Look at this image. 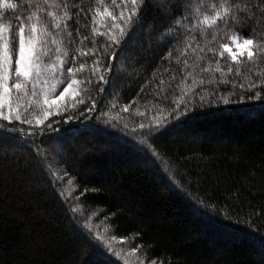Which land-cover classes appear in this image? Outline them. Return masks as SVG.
I'll return each instance as SVG.
<instances>
[{
  "label": "trees",
  "instance_id": "trees-1",
  "mask_svg": "<svg viewBox=\"0 0 264 264\" xmlns=\"http://www.w3.org/2000/svg\"><path fill=\"white\" fill-rule=\"evenodd\" d=\"M12 2L17 8H0V22L15 24L22 13L26 18L35 11L28 6L33 0ZM74 2L84 9L78 17L80 32H73L71 44L62 34L49 39L55 40L54 53L59 48L86 67L73 77L78 81L74 97L64 99L51 122L79 116L96 100L97 116L103 113L109 123L122 131L126 125L130 132L141 123L154 124L178 105L191 107V100L208 98L214 90L213 99L222 95L230 102L221 100L197 120L165 134L154 148L159 167L95 126V119L91 127L75 121L60 125L78 129L61 136L63 159L39 139L34 145H0V264H80L86 245L81 229L96 239L95 230L103 228L153 264H264V108L259 102H234L243 94L239 83L264 80V55L252 62L246 55L219 60L225 71L232 67L234 87L220 82L224 77L215 72L216 58L200 51L213 47L218 57L220 46L234 35L264 39V0H251L258 3L252 10L246 7L250 0H238L248 16L255 12L243 28L225 31L223 22L203 24L193 30L194 38L166 46L151 38L149 30L161 20L150 5L129 51L122 54L124 77L132 79H117L103 95L90 75L99 58V53L91 55L92 39L103 45L106 38L97 33L108 31L111 16L125 9L122 0ZM105 9L111 15L105 16ZM77 48L86 55L81 57ZM137 59L139 64L132 65ZM35 158L50 172L40 174ZM68 213L78 227L69 225ZM96 259L97 264H125L108 253Z\"/></svg>",
  "mask_w": 264,
  "mask_h": 264
},
{
  "label": "snow or ice",
  "instance_id": "snow-or-ice-1",
  "mask_svg": "<svg viewBox=\"0 0 264 264\" xmlns=\"http://www.w3.org/2000/svg\"><path fill=\"white\" fill-rule=\"evenodd\" d=\"M150 5L157 10L161 20L160 24H154L149 30L152 34L151 38L160 46L172 45L174 42L178 44L185 36L194 38L193 30L199 29L203 24L211 26L223 22L226 31L243 28L255 17V12L252 16H248L239 7L238 0H213L211 4L206 3L205 0H198L195 6L193 0H159V4H152V0H122L120 6L125 10L121 11L119 17L111 16L112 23L108 31L97 33L106 38L103 45L97 46L95 37L92 39L94 50L91 55L99 53V58L94 61L90 75L96 77L101 95L107 88H114L117 79H132L131 75L124 77L122 54L129 51V44L138 35V29L144 23ZM28 6L35 8V11L26 18L22 13L16 17L15 24L0 22V145L8 143L34 145L39 139L42 142L47 141L63 159L64 153L60 147L61 136L74 135L78 129L61 128L60 125L71 126L75 121L78 125L91 127L94 126L95 119V126L108 135L115 134L122 145L141 153L148 163L159 167L158 155L154 148L160 144L165 134L177 131L197 120L200 112L219 106L221 100L224 105L230 102L228 99H223L222 95L218 99H213L217 91L214 90L208 98L201 95L198 102L191 100V107L188 106V102L178 105L169 111L167 116L157 119L154 124L141 123L138 128H133L130 132L126 125L122 131L114 123H109L104 119L103 113L97 116L96 112L99 109L96 100L79 116H69L67 119L51 122L49 118L54 115L53 108H57L58 111L60 108L56 101L69 91H75L78 81L73 77L81 74L86 66L84 63H79L77 56L68 52L61 53L59 48H56L54 53L52 44L55 40L50 42L49 38L62 34L71 44L73 32H80L77 27L78 17L84 9L82 6L77 9L74 0H33ZM246 7L250 10L256 9L258 3L253 4L250 0ZM0 8L14 10L17 5L12 0H0ZM108 15L111 14L105 9V16ZM96 16L97 13L93 12V20ZM74 17L77 18L75 25ZM83 39L88 38L83 37ZM230 44L234 47H230ZM76 51L81 57L86 55L79 48ZM200 51L216 58L218 66L215 72L221 73L224 77L220 82L224 84L230 82L235 87L238 82L229 77L233 72L232 67H227L225 71L219 67V60L230 57L232 61H237L246 54L248 61H255L259 56L264 55V39L249 37L241 42L238 36H234L228 43L220 46L218 57L217 50L213 47H207L206 50L201 48ZM54 54L55 59H53ZM77 63L79 67H75ZM131 64H139V59L131 61ZM202 71L212 70L205 68ZM50 79H55L56 83L50 85ZM65 84L67 86H64ZM238 86L243 94L240 95L239 100L234 101L235 103L259 102V107L264 108V80H257L247 86L239 83ZM58 87H63V91L59 92V96L50 99L49 93H55ZM255 89H259L255 91V95L250 94ZM41 95L43 100L40 98ZM67 108L68 105H64V109ZM137 136L140 139H137ZM33 164L42 175L50 172L39 158H35ZM67 218L70 226L78 227L71 213H68ZM248 227L251 225L249 224ZM81 231L86 245L80 264H97L96 258L113 251L111 248H105L89 232L83 229ZM261 244L264 245V238L261 239ZM115 255L121 254L116 252Z\"/></svg>",
  "mask_w": 264,
  "mask_h": 264
},
{
  "label": "rangeland",
  "instance_id": "rangeland-1",
  "mask_svg": "<svg viewBox=\"0 0 264 264\" xmlns=\"http://www.w3.org/2000/svg\"><path fill=\"white\" fill-rule=\"evenodd\" d=\"M234 36H238L242 42V40L244 39L243 37L239 36V35H234ZM232 36V37H234ZM231 37V38H232ZM51 42V41H50ZM53 45V44H52ZM230 47H234V45L230 44ZM246 55V54H245ZM53 59H55V56H53ZM50 85L51 84H55L56 80L55 79H50ZM76 89L75 91H69L64 97H61L58 101H56V103L59 106H62V103L64 102V99L68 97V99H71L74 97L75 93H76ZM59 92L60 90L58 89L55 93H49V98L52 99L55 96H59ZM41 100H43V95H41ZM57 108H53V113L56 112ZM90 218H95V215H92ZM98 229H100L96 223H93ZM93 226V228L95 227ZM97 231V240H99V242L105 247V248H111L113 251L108 253V254H112L114 256V258H116L117 260H121L123 261L125 264H153V262L147 261L146 259L139 257L135 254L134 250L131 249H127L126 245L123 243V241L121 239H117V238H113L110 234L107 235L109 232L103 228L101 231L99 230H95V232ZM119 252L121 255L120 256H116L115 253Z\"/></svg>",
  "mask_w": 264,
  "mask_h": 264
}]
</instances>
